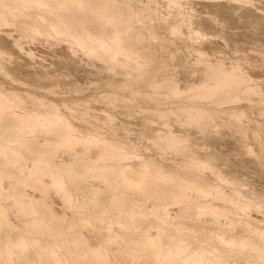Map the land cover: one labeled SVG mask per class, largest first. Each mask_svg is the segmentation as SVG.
I'll return each mask as SVG.
<instances>
[{"label": "bare ground", "instance_id": "bare-ground-1", "mask_svg": "<svg viewBox=\"0 0 264 264\" xmlns=\"http://www.w3.org/2000/svg\"><path fill=\"white\" fill-rule=\"evenodd\" d=\"M153 1L0 0L3 25L65 41L98 64L108 105L96 115L24 96L0 78V264H264V221L252 214L264 215V189L244 190L238 169L220 164L222 143L212 138L213 150L201 153L185 127H235L244 135L240 152L254 153L246 112L218 111L205 99L222 108L239 99L264 104V87L252 85L240 63L222 68L202 53L184 57L213 25L191 22L186 0H164L162 12ZM12 38V48L22 46ZM83 71L76 58L68 75ZM120 99L131 103L128 116L144 112L162 129L137 131L118 120ZM169 102L176 107L163 106Z\"/></svg>", "mask_w": 264, "mask_h": 264}, {"label": "rangeland", "instance_id": "rangeland-1", "mask_svg": "<svg viewBox=\"0 0 264 264\" xmlns=\"http://www.w3.org/2000/svg\"><path fill=\"white\" fill-rule=\"evenodd\" d=\"M159 1L161 3H159ZM233 1L236 2L235 5L237 4L236 8L234 3L232 4ZM155 3L157 4V6ZM151 4L155 6L158 11L160 10V12L164 11V9L166 11V2L164 0H154L153 3ZM230 4H232L234 7ZM184 7L186 9L185 11L191 14L190 15L191 16L190 21L192 20L191 22H198L200 20L202 21L205 20L207 21L206 23L209 24L211 23L213 25L212 27H214L213 28L214 30L210 32V34L209 32H207V34L206 32H204V34L200 33L199 35H196V37L191 40V43L194 45L195 48H191V47H190L191 49L188 48L189 50L187 49L186 50L187 52L185 51L183 56L186 57V55L187 56L189 55L191 59H194L198 55V53H202L203 57H205L206 59L211 60L215 64L217 62L216 65L225 66V67L221 66L222 68H230L232 64L240 63L242 64L240 66L241 68H243L245 74H249L251 76V77L249 76L252 79L251 80L252 82L250 83L256 87H261V86L264 87V64H262L260 60L262 57H264V33H263L264 32V0H239V1L238 0L237 1L236 0H186ZM228 7L230 9H228ZM218 13L220 14L218 15ZM259 13L260 15L262 13V15L260 16ZM229 14L232 15L230 16ZM223 21L225 22L223 23ZM3 23H0L2 25V27L0 25V34L8 33V35L6 34L7 36L4 35L3 37H2L3 34L0 35L1 38H3L2 41L3 44H0L1 47L0 78L1 81L6 82L7 88L19 89L24 96H27V94L30 95L31 97L39 95L40 97H44L45 99L52 100L54 102H61L64 100L68 102L70 105L77 107L79 110L86 107L92 114H96V115H102L105 109H108L107 102L103 98L105 94V87L100 81L101 76L97 73L99 71L98 64H96L95 62L94 63L91 62L89 58L84 55L82 50L77 49L76 53L75 51L70 52L67 49V43L65 41L62 42V40H58L55 37L46 36V35H44V37H41L42 34L40 35V37L34 34L30 35L25 32H21L23 30H21L20 28L16 29L18 27L11 22H9V25L7 26H6L7 22L4 24L5 26L3 25ZM10 23L13 25L11 26ZM18 30L20 31V33ZM32 35L34 36V38L31 37ZM205 35L208 36L206 37ZM5 36L6 39L8 40L9 37L10 40L12 37H13L12 39L19 40L22 46L20 47L16 46L15 48H12L13 45L11 44V42L8 43V40L5 41ZM1 38L0 40H2ZM240 39L243 41H240ZM230 40L231 42H229ZM2 42L0 41V43ZM8 52L10 53L8 54L9 56H7L6 54ZM30 52L32 54H29ZM76 58H77V63H79V65L82 66V71L83 70L84 71L79 74H74L75 75V76L73 75L74 78H71L72 76L68 75L69 65L71 66V64L76 63ZM220 62H223L226 65L223 63L220 64ZM93 65L95 66L93 67ZM216 65L214 66L215 68L217 67ZM189 66L188 68L190 69L192 66L191 65ZM1 67H3L5 71L8 73L7 77L4 76V74H2ZM218 67L221 68L220 66ZM103 73L105 74L106 72ZM86 74L89 76V78L82 79L81 76L83 77L87 76ZM115 77L119 79V83H120L119 85L121 86L119 88H123L124 85H122V83L120 82L121 81L120 79H122L123 76L115 75ZM77 79L80 80L75 81ZM51 88H53V90ZM50 89L52 90L51 92L49 91ZM188 93L186 92V95L184 94V96L189 98L192 97L191 95H193V91ZM205 100L208 106H211L213 109H216L218 111L222 109L226 111H232L233 109H243L247 115L246 118L242 120V123H244V125H246L248 129L247 137L245 138V140H247L248 142L250 141L248 143L250 144L249 146L255 150L254 153L250 155H246L240 152L241 140H243V138L241 137H243L244 135H241L242 133H240V131L237 130L235 127L221 126V127L213 128V130L210 132L207 131L204 132L196 125L185 126L187 129H192L191 141L195 144V148L201 153L211 151L213 150V148L208 145V142L212 138L218 139L219 143H222V146L221 145L220 147L218 146V150L220 149L219 152L223 156L220 162L221 166L238 169L237 177L241 183H244L243 185L244 190L261 191L262 189H264V169H263L264 157L260 156L258 151V147H259L258 142L254 138L258 137L257 138L258 140H262L264 142V104H259L254 99L253 100L239 99L237 102L233 104H227L222 108L216 106L215 103L212 102L214 99L208 98ZM128 103H130L128 99L127 101L126 99L125 100L120 99V101L118 100L117 103L115 104L116 107L114 108V110L116 112L118 111V115H119L118 120L127 121L137 131L139 129H146V131L148 132L158 133L159 130L162 129V125L157 120L151 121L150 123H146L145 121L146 114L144 112L136 113L137 115L135 118L128 116V111L133 110L132 106H130ZM176 105H177L176 103L169 102L168 104L166 105L164 104L163 106L171 108L174 106L176 107ZM73 121L77 125L80 123L77 122L78 120L76 118L73 119ZM175 129L177 130L176 127L174 128V130ZM158 157H160V155H158ZM223 158L224 160H222ZM257 168L260 169V171ZM55 205L57 208H61L62 206L61 200L58 196H55ZM252 214L254 217L264 221V215L262 214V212L253 211Z\"/></svg>", "mask_w": 264, "mask_h": 264}]
</instances>
